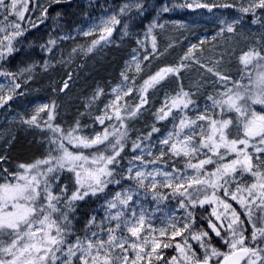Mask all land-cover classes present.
I'll return each mask as SVG.
<instances>
[{"label":"snow or ice","instance_id":"obj_1","mask_svg":"<svg viewBox=\"0 0 264 264\" xmlns=\"http://www.w3.org/2000/svg\"><path fill=\"white\" fill-rule=\"evenodd\" d=\"M53 2L59 4L61 0ZM133 6L137 11L143 9L139 2L125 4L120 13H126ZM194 6L209 11L214 7L236 8L253 17L257 16L258 10L264 13V0H239V3L226 0L212 5L196 2ZM176 7L192 8L193 4L185 2ZM29 10V0H0V15L8 22L0 27V60L14 51L13 42L24 31L20 22L25 20ZM172 10L168 6L162 9L163 12ZM43 11L46 15L47 9ZM9 17L14 19L9 20ZM239 22L236 18L232 23H221L231 33ZM256 22L258 20L254 19L253 23ZM120 23V19L112 15L102 19L99 26L93 25L84 32L85 36L92 35L97 29L101 33L87 51L91 52L110 37L114 26ZM156 26L164 27L163 24L149 26V35ZM50 43L55 44V41ZM151 45L152 54H155V36L151 38ZM196 48L192 45L178 66L160 68L143 81L139 89L140 104L129 113L130 116H135L147 103L149 89L169 75L179 76L181 69L186 67L183 61L195 59L193 50ZM143 59L149 60V55ZM238 59L243 67L240 80H232L230 75L208 67L207 71L217 77L216 83L223 89L207 97L210 107L206 105L204 112L194 118L186 113L180 116L173 130L160 140L162 147L158 153L143 146V140L150 139L151 132L147 137L137 138L132 142L131 150L139 154H134L127 168L119 172L118 158H121L127 137V126L118 103L120 91L114 90L117 94L111 105L113 115L105 112L97 120L104 124L105 119L114 117L124 131L114 129L109 132L105 128L93 136L81 135L79 121L68 129L54 123V103L51 110L47 104L38 107L36 114L24 123L41 127L39 114L47 111L44 126L51 133L47 138V155L32 163L19 164L16 172L3 169L0 264H264V110L257 111L253 107L264 106V53L249 49ZM141 70L137 62L136 71ZM14 75L0 72V76ZM121 75L125 81L129 80L125 73ZM245 79L247 83H243ZM64 86L66 88L67 83ZM18 88L20 84L14 82L13 91ZM133 91L134 87H128L123 95L128 96ZM11 99L12 95L6 98L0 95V106ZM192 104L191 94L181 86L173 96L166 97L158 110V119H166L174 110L184 113ZM233 113L234 116L229 115ZM158 131L153 126L152 132ZM91 149L94 151H85ZM181 159L183 168L177 167L176 163ZM5 160L6 157L0 156V162ZM169 161H172L171 166ZM206 165L214 168L208 170ZM64 171L75 177V189L70 193L66 185L54 191V187L59 186V174ZM246 175L251 178L250 183L245 182ZM122 180L131 183L125 187L121 185ZM109 185L120 186V190L106 192ZM99 194H104L103 217L99 220L95 215L89 217L81 233L77 234L70 212L75 211L77 201ZM141 195L145 199L150 197L155 207L149 209L141 204ZM170 197L185 210L184 216L166 211L167 205L161 207ZM229 198L244 212L238 213ZM206 204L222 208L218 211V207H212L211 216L216 222L209 218L208 229L227 250L213 246L209 231L193 229L192 209ZM156 213L161 215L157 217ZM242 215L246 220L241 219ZM248 226L250 234H247ZM190 241H195L198 248ZM169 248H174L176 254L165 258L161 250Z\"/></svg>","mask_w":264,"mask_h":264},{"label":"rangeland","instance_id":"obj_2","mask_svg":"<svg viewBox=\"0 0 264 264\" xmlns=\"http://www.w3.org/2000/svg\"><path fill=\"white\" fill-rule=\"evenodd\" d=\"M70 1L73 0H61V3L57 4L53 0H29L30 10L25 14V20L20 22L24 30L23 35L13 42L14 51L0 60V72L15 74L14 77L0 76V95L5 98L12 95L11 100H7L0 106V156L6 157L8 145L18 132L33 126L24 121L30 119L36 114L37 108L45 104L49 105V110L53 103L55 104L54 123L64 129L74 126L76 121H79L81 135L93 136L96 133H102L105 128L109 132L114 129L124 131L120 121L114 117L112 120L105 119L104 124H100L97 120V117L104 116L105 112L113 115L114 109L111 105L117 94L114 90H117L121 94V100L118 103L127 126L126 141H128L124 160L118 158L120 159L117 167L119 172L127 168L128 161L134 154H139L131 150V144L137 138L147 137L151 132L150 139L143 140V146L146 149L150 148L153 153H158L162 147L160 140L173 130L180 116L186 113L194 118L197 114L204 112L206 105L210 107L211 102L207 97L223 89L216 83L217 77L207 71L208 67L230 75L232 80H240L243 67L238 58L242 52L255 49L264 53V13L258 10L257 16L253 17L251 14L239 12L236 8L214 7L209 11L207 8L194 6L196 2L212 5L222 4L226 0H74L77 4L74 17L70 16L71 11H66V6L63 5ZM137 2L143 5L142 11H137L133 6L126 13H120V8L125 4L135 5ZM185 2L192 3L193 7H176ZM227 2H234V0H227ZM235 2L239 3V0ZM165 6L173 10L163 12L162 9ZM44 9H47L46 15ZM112 15H116L121 23L114 26L110 37L88 52L87 49L92 41L99 39L101 33L98 29L92 35L85 36L83 33L93 25L99 26L102 19ZM236 18H239L240 22L234 25L235 31L227 32L225 24L221 22L229 24ZM12 19L14 17H9V20ZM254 19L258 22L253 23ZM6 23L8 22L4 21L3 16L0 15V27ZM153 24H163L164 27H152L149 35L148 28ZM125 25H127L126 28ZM221 28L225 30L222 32ZM152 36L156 37L155 54H152ZM50 41H55V44H51ZM192 45L197 46L193 50L195 59L183 61L186 67L181 69L178 77L169 75L160 84L149 89L146 94L147 103L140 107L135 116H130L129 113L140 104L139 89L143 81L160 68L178 66L181 58ZM145 55H149V60L143 59ZM137 62L141 65L140 72L136 71ZM104 65H110V68L103 73L101 69ZM99 73H103V77L106 76L105 82L102 81L104 79ZM121 73H125L129 80L125 81ZM13 81L20 84V88L14 91ZM65 83L67 87L61 91ZM243 83H247V79ZM181 86L191 94L194 104L184 110V113L174 110L166 119H158V110L164 105L166 97L173 96ZM128 87H134V91L124 96L123 92L127 91ZM253 107L257 111L264 110V106L261 105ZM173 117L176 119L174 120ZM38 119L41 127L34 126L41 133L37 143L48 149L47 138L51 133L44 126L47 111L40 113ZM157 121L163 122L165 128L152 132ZM121 162H125L126 167H122ZM171 163L172 161H169V166ZM176 163L177 167H184L182 159ZM206 168L212 170L214 166L206 165ZM3 169L11 173L7 160L0 162V183L4 182ZM59 175V186L54 187V191H58L59 187L65 185L69 193L73 191L75 189L74 174L64 171ZM244 180L246 183L251 182V178L247 175ZM130 183L128 180L121 181V185L125 187ZM119 190L120 186L109 185L106 192ZM163 191L167 192V190ZM139 200L146 208L155 207L150 197L145 199L141 195ZM229 202L238 212L239 204L231 201L230 198ZM104 203V194L88 196L76 202L75 211L70 212V217L77 234L81 233L89 217L95 215L98 220L103 217ZM164 205H167L166 211L171 210L178 217L185 215V210L178 207L176 199L170 197L161 207ZM212 207L218 206L211 205ZM241 209L244 212V209ZM253 210L256 211L255 208ZM218 211H222V208L218 207ZM160 215L161 213H156L157 217ZM210 218L216 222L215 217L210 216ZM190 243L194 247L197 245L195 241ZM161 251L165 258L176 254L174 248Z\"/></svg>","mask_w":264,"mask_h":264},{"label":"trees","instance_id":"obj_3","mask_svg":"<svg viewBox=\"0 0 264 264\" xmlns=\"http://www.w3.org/2000/svg\"><path fill=\"white\" fill-rule=\"evenodd\" d=\"M63 5L66 6V11H71L70 16H75V10L77 8V4L73 1L63 3ZM62 5V6H63ZM110 66V65H109ZM107 65H104V67L101 69V71L104 73L110 68ZM103 73L100 74V76L104 79L102 80L105 82L106 76L103 77ZM101 80V79H100ZM154 127L159 129V131L163 130L165 128V124L161 121H157L154 124ZM41 133L37 131V129L34 126H28L27 128H24L23 131L18 132V134L15 135L14 140L8 145V148L6 150V160H7V166L9 167L10 172H16L19 171L18 165L21 163H32L36 159L43 158L47 155V148L44 145H39L37 143V140L39 138ZM127 144L128 141H126V146L124 148V151L121 153V160H124L125 152L127 150ZM87 151H94V149L91 150H85ZM122 167H126L125 162H121ZM119 178V176H117ZM211 205H204L203 207L197 206L195 209H192L195 217V221L193 224V229H205L206 231H209L210 236H212V244L213 246L220 248L221 250H227L223 243L220 241L218 237H215V234L211 232L210 229H208V220L211 216ZM238 212L243 213L242 209L238 207ZM242 220H246L245 216H241ZM251 228L248 226V233H250ZM247 233V234H248ZM198 248V245H195ZM201 254L203 251L200 249Z\"/></svg>","mask_w":264,"mask_h":264},{"label":"bare ground","instance_id":"obj_4","mask_svg":"<svg viewBox=\"0 0 264 264\" xmlns=\"http://www.w3.org/2000/svg\"><path fill=\"white\" fill-rule=\"evenodd\" d=\"M209 1V0H208ZM67 6V5H66ZM60 8V7H59ZM63 8V7H62ZM64 18V17H63ZM80 20V19H79ZM80 22V21H79ZM133 43V42H132ZM131 43V44H132ZM129 44V43H128ZM252 48H253V46H252ZM126 57V56H125ZM122 58V57H121ZM75 61V60H74ZM99 71V70H98ZM100 74V73H99ZM103 75V74H102ZM90 76V75H89ZM83 77V76H82ZM101 77V76H100ZM95 78H96V76H95ZM95 78H94V80H95ZM102 78V77H101Z\"/></svg>","mask_w":264,"mask_h":264},{"label":"water","instance_id":"obj_5","mask_svg":"<svg viewBox=\"0 0 264 264\" xmlns=\"http://www.w3.org/2000/svg\"><path fill=\"white\" fill-rule=\"evenodd\" d=\"M65 89H66L65 86H63L61 90L64 91Z\"/></svg>","mask_w":264,"mask_h":264}]
</instances>
